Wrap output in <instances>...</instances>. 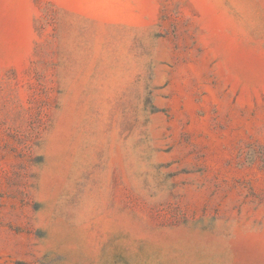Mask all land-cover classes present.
Here are the masks:
<instances>
[{
    "label": "rangeland",
    "instance_id": "obj_1",
    "mask_svg": "<svg viewBox=\"0 0 264 264\" xmlns=\"http://www.w3.org/2000/svg\"><path fill=\"white\" fill-rule=\"evenodd\" d=\"M0 264H264V0H0Z\"/></svg>",
    "mask_w": 264,
    "mask_h": 264
}]
</instances>
